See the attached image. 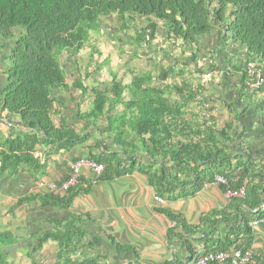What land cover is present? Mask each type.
Returning <instances> with one entry per match:
<instances>
[{"label": "trees", "instance_id": "1", "mask_svg": "<svg viewBox=\"0 0 264 264\" xmlns=\"http://www.w3.org/2000/svg\"><path fill=\"white\" fill-rule=\"evenodd\" d=\"M134 16L146 19L137 32L140 43L150 47L162 28V38L169 46L189 55L156 74H133L128 83L112 77L109 82L98 83L102 89H90L94 99L90 111L82 116L94 121L103 116L106 126L101 133L112 134L113 145L125 158H118L115 153H90L88 158L104 166L98 178L106 175L110 179L137 171L147 177L157 195L166 194L165 199L191 196L216 175L225 179L229 189L243 188V197L230 199L234 204L227 208L228 214L210 213L200 218L197 225L188 226L169 212L166 215L183 234L200 239L203 251L216 252L232 245L247 250L251 241L248 223L264 216V211L259 210L264 201V165L257 163V154L246 146L245 156L231 155L228 144L232 134L237 133L234 125L240 123L236 122L238 119H245L249 109L264 111V82L255 90L247 87L250 63L257 72L264 73V0H0V72L4 76L0 116L4 113L16 125L33 131L0 141V174L14 173L23 163L38 164L34 157L37 146L57 142L56 147L66 149L79 139L69 129L56 127L48 112L53 89L64 84L59 57L63 52L77 55L90 33L99 34L101 22L107 17L119 24L110 28L117 33L127 30ZM211 34H215L219 47L209 53L208 59L213 60L204 68L197 65L202 51L198 45L202 36ZM230 44L240 50L236 62L220 55ZM225 64L238 76V82L226 108L228 120L218 127L215 96L206 93L208 81L203 74L218 70V65L224 70L228 66ZM185 70L195 77L185 79ZM204 94L209 98L205 99ZM200 95L205 102L198 98ZM256 95L257 101H251ZM256 102L260 104L258 109H254ZM119 105L122 109L115 110ZM240 129L246 130L243 124ZM168 162L172 167L165 173L163 164ZM66 176L67 173L62 180ZM78 184L69 188L67 195L45 191L42 200L68 207L71 191L76 194ZM29 199H19L8 212L13 213ZM237 213L241 215L237 228L222 233L221 223L231 225ZM75 219L73 216L51 222L50 230L35 238L29 254L53 241L57 250L52 264H86L84 260L70 262V255L81 249L82 233ZM174 227L167 231L169 241L176 235ZM215 232L221 234L209 238ZM181 240L186 249L193 248L187 239L181 236ZM18 241L11 232L0 231V264H9L3 248ZM116 249L121 251L122 247Z\"/></svg>", "mask_w": 264, "mask_h": 264}, {"label": "crops", "instance_id": "2", "mask_svg": "<svg viewBox=\"0 0 264 264\" xmlns=\"http://www.w3.org/2000/svg\"><path fill=\"white\" fill-rule=\"evenodd\" d=\"M109 30L107 32H110ZM112 33L109 34L108 39L106 33L104 38L97 34L89 36L77 55L63 52L59 57L64 73V84L53 89L51 94L53 102L48 112L56 127L69 129L70 133L79 136V139L66 149L56 147L57 142L37 146L34 157L38 164L23 163L14 173L0 174V231H9L19 238L17 244L3 248L8 262L12 258H16L18 264H29L31 259L40 264L55 262L57 248L53 241L44 243L31 257L24 255L32 251L36 237L50 230L51 222L65 221L74 216L82 238L81 249L70 255L71 263L84 260L86 264L91 262L170 264L172 261L174 264H190L197 254L196 246L200 245L199 249H203L202 241L196 236L183 234L179 227H174L176 235L169 241L167 231L173 228L174 222L169 219L166 212L179 216L186 225L193 226L199 223L200 218L210 213L224 211L228 214L230 210L227 208L234 204L224 196L228 186L224 184L223 188L222 183L215 184L214 178L205 181L202 188L193 195L171 200L165 199L166 194L164 197L157 195L147 183V177L137 171L110 179H106L104 175L95 178L96 182H92L93 174L87 168L81 169L76 194H74L75 190L71 191L73 196L68 207L42 200L41 195L45 191L40 184L62 180L71 161L78 158L89 159L90 153L96 155L115 153L116 157L125 158L122 151L113 145L112 134L101 133L106 126L103 116H98L96 121L92 120L94 119L92 117L82 116L91 109V101L94 99L91 88L98 87V83L109 82L112 77L121 80L122 83H128L131 76L136 74L137 66L141 68L139 70L141 73L156 74L160 69L168 67L179 59L184 60L185 55H189V53L182 54L179 48L172 49L162 38V28L158 29L151 46L144 44L147 47L141 49L125 43L118 44L117 38L112 39ZM118 33L121 32H117L116 35H119ZM165 46L170 48L167 55H163L161 50ZM215 46L219 47L215 34L200 38L198 47L202 51L197 61L198 66L206 68L211 63L213 57L209 60V53ZM121 48L124 50L121 53H125L127 57L124 61L133 68L123 75L120 71L114 75L108 73L102 63L107 59L112 61L110 63L112 66L123 62L119 57ZM136 49L140 51V59L135 58ZM220 55L222 59L236 62L240 50L230 44L221 51ZM225 65H228L224 66L225 71L218 65L216 66L218 72H212L211 77L206 79L208 81L206 93L215 96L214 115L218 127L223 126L228 120L226 108L232 95L236 93L238 82V76L233 73L230 65ZM3 83L4 76L0 72V87ZM255 100L257 101V97L252 99ZM256 106L258 109L260 104L256 102L254 108ZM121 109L119 105L115 110ZM246 113L247 117L238 119L236 122L240 123L234 125L237 133L232 134V140L228 144L229 152L231 155L245 156L246 146L257 154V163L264 165V124L262 123L264 111L249 109ZM2 115L4 116V113ZM7 121L12 123L10 127L0 119V141L7 137L14 138L33 133L25 125H16L11 119ZM241 124L246 130L240 129ZM239 130L242 134L238 132ZM100 140H103L102 143H97ZM139 159L144 160L142 157ZM171 167L170 162L164 163V172L168 173ZM179 180H182V177ZM25 197H29V201L22 203L13 213L8 212L10 206ZM155 197L160 198L161 203ZM242 212L249 217L245 209H242ZM240 218L241 215L237 213L231 225L222 222L219 226L221 232L235 230ZM254 219L248 223L251 241L245 249L251 252V264H264V221L252 226L251 222ZM221 232H215L209 238L213 239ZM181 236L183 240L187 239L193 248L186 249ZM210 245L209 241L207 246ZM116 247H122L121 251Z\"/></svg>", "mask_w": 264, "mask_h": 264}, {"label": "built area", "instance_id": "3", "mask_svg": "<svg viewBox=\"0 0 264 264\" xmlns=\"http://www.w3.org/2000/svg\"><path fill=\"white\" fill-rule=\"evenodd\" d=\"M210 72H207L203 74L204 78H210ZM247 75L250 81L247 83L248 89L256 88L258 85H260L262 82H264V77L260 73L255 72L254 65L250 64L249 68L247 70ZM205 99L208 97L207 94H204ZM200 100H204L202 95L198 96ZM209 98V97H208ZM211 99V98H210ZM208 101V100H207ZM205 102V100H204ZM205 107V105H204ZM7 125V127L11 126V122L7 121V119L3 118V116L0 117ZM87 168L89 169L93 174V181L95 182V178H98L103 169L104 166L100 163H96L92 160L86 159V158H80L75 161L70 162L68 170H67V176L62 181H49L45 184H40L42 187V190L46 192L55 193L58 195H64L68 192L69 188L75 186L78 184V179L80 177L81 169ZM213 182L215 184H225L226 181L223 177L216 175L214 177ZM244 195V189L239 188L237 190H232L226 188V191H224V196L226 199H231L233 197H243ZM156 200H158L161 203V199L158 197H155ZM259 210L264 211V201H262L259 205ZM264 221V216L258 217L254 219L251 222L252 226H255L259 222ZM197 254L193 257L190 264H250L251 263V252L249 250L242 251L238 247H234L233 245L227 249L220 250V251H203L200 250V245L196 246Z\"/></svg>", "mask_w": 264, "mask_h": 264}, {"label": "rangeland", "instance_id": "4", "mask_svg": "<svg viewBox=\"0 0 264 264\" xmlns=\"http://www.w3.org/2000/svg\"><path fill=\"white\" fill-rule=\"evenodd\" d=\"M117 21H115L113 18L111 17H107L105 20H103V22H101V30L99 34L98 33H91L89 36L92 37L93 35L98 34L99 37L104 38L105 33L107 34L106 39L109 38V34L112 33L111 30H109L111 27H113L115 25ZM131 24L129 25V28L126 30H120L121 33H118L119 35H116L114 32L111 34L112 39H116L118 44H128V45H133L136 46V48L141 49L142 47H147L144 46L143 43H140L138 41V35L137 32L139 31L140 27H143L144 24L146 23V19L143 17H138V16H134L133 20L131 21ZM116 26H119L118 23H116ZM107 30H109L110 32H107ZM98 37V38H99ZM108 42V41H107ZM107 46V45H106ZM170 51V48L168 46L164 47V51H163V55H167ZM120 54L119 57L123 60V62L118 63V65L116 66H112L110 63H112V61H109V59H107L105 62L102 63L103 66H105L106 71L111 74H116L117 72H121V74H126L128 70H130L131 68H133V66L127 62H125L124 60L127 59L126 54L125 53H121L124 52V50L121 48L119 50ZM140 51L136 49L135 51V58L140 59ZM137 66V65H136ZM141 68L139 66L136 67L135 73L136 74H140L141 72L139 71ZM138 70V71H137ZM188 70V69H187ZM187 70H185V79H190L192 77V79L195 77L193 76L194 73H192L191 71H189V73H186ZM146 73V72H143ZM98 88H102V86L98 85ZM258 97V96H257ZM258 99V98H257ZM256 101V100H255ZM32 255H30L28 253V255H24V257H31ZM9 264H18L16 262V258H12L9 262ZM29 264H40L37 261L31 259L29 261Z\"/></svg>", "mask_w": 264, "mask_h": 264}, {"label": "clouds", "instance_id": "5", "mask_svg": "<svg viewBox=\"0 0 264 264\" xmlns=\"http://www.w3.org/2000/svg\"><path fill=\"white\" fill-rule=\"evenodd\" d=\"M184 55H185V53H184ZM214 55H215V54H214ZM185 57H186V55H185ZM250 64H252V63H250ZM252 65H253V64H252ZM206 68H207V67H206ZM207 72H210V74H212V72H213V73H214V72H218V70H211V71L208 70V71L204 72V74L207 73ZM255 72H257V70H255ZM257 73H260V74L263 75V77H264V73H262V72H257ZM210 77H211V75H210ZM206 79H207V78H206ZM249 81H250V79H249ZM249 81H248V82H249ZM248 82H247V83H248ZM262 83H263V82H262ZM258 86H259V85H258ZM258 86H257L256 88H258ZM256 88L250 89V91H251V90H255ZM256 97H257V95H256ZM251 101H252V99H251ZM254 109H255V108H254ZM1 116H3V115L1 114ZM1 116H0V117H1ZM3 118L7 119L5 116H3ZM71 162H72V161H71ZM79 178H80V177H79ZM78 183H79V182H78ZM64 195H66V194H64ZM173 227H174V223H173ZM210 246H211V245H210ZM210 246H209V247H210ZM208 251H211V250H208ZM77 253H78V252H77ZM33 254H34V253H33Z\"/></svg>", "mask_w": 264, "mask_h": 264}]
</instances>
